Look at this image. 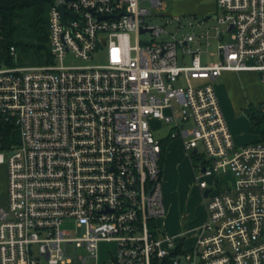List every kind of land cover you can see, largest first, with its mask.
I'll return each instance as SVG.
<instances>
[{
    "label": "built area",
    "instance_id": "2783aa9c",
    "mask_svg": "<svg viewBox=\"0 0 264 264\" xmlns=\"http://www.w3.org/2000/svg\"><path fill=\"white\" fill-rule=\"evenodd\" d=\"M167 1L54 0L53 63L0 64V119L21 136L0 151L9 179L0 264H264V139L236 145L214 84L228 71L264 81V0H205L225 35L200 25L181 38L142 41L166 33L146 19L163 17ZM69 55L81 63H67ZM153 120L190 157L203 145L210 160L197 177L208 219L188 249L187 236L159 224L166 207ZM66 220L84 235L63 229ZM102 243L113 244L104 258Z\"/></svg>",
    "mask_w": 264,
    "mask_h": 264
},
{
    "label": "rangeland",
    "instance_id": "374dc122",
    "mask_svg": "<svg viewBox=\"0 0 264 264\" xmlns=\"http://www.w3.org/2000/svg\"><path fill=\"white\" fill-rule=\"evenodd\" d=\"M167 11H165L163 17H150L147 18V24L150 26L162 27L166 33L162 34L161 37L157 38L150 34H142L141 40L144 42H166L173 39V36H178L179 38L184 37L188 33H192L194 30L199 31L200 25L201 27L211 29V34L214 38L217 37V32L219 31L221 34H224V26L216 29L217 21L215 19H211V21L207 24H203V18L206 16H211L216 13V6L212 2L205 0H177V1H167ZM172 16H179L181 22L172 19ZM225 35V34H224ZM230 39L229 37H227ZM135 41V38H134ZM218 41L215 40L212 43L210 48V52H215ZM182 51L180 52V61L179 64L182 65L184 63ZM206 58V56H204ZM4 60L2 57V41L0 38V64H3ZM67 63L69 64H79L81 61L75 58L73 55H69L67 59ZM261 79L260 74H258ZM263 79L259 81H244L237 82L236 89L234 92L231 90L227 91L229 97L227 99L225 97V103L223 102V98L220 93H217L219 96V100L221 103L222 111H224L226 122L231 129V133L233 135L234 141L238 147H243L246 144L254 143L259 141L260 136L252 132V125L249 119V116L245 110V108L250 105L258 106L262 102H264V85L262 84ZM194 85H197L199 82L193 81ZM179 86L185 85L184 82H180ZM220 92V91H219ZM229 108H233L234 112H239V116H232V110ZM151 128H153L155 136L159 139L165 138L169 132L170 128L163 124L160 121L153 120L150 123ZM188 127H192L193 124L191 122L187 123ZM236 130L240 133V136L244 133V136L238 137L239 134H236ZM20 133L16 129L12 132V141L14 143L20 140ZM179 139V138H177ZM200 153L196 155L195 159H192L191 164L186 165V167L177 168V165L171 166L169 170L163 174L162 177V189H163V200L166 207V216L168 213L173 212V214L180 211L179 200L184 198V202L182 203L184 208L183 213L185 217L190 216L191 205L192 206H200L202 207L203 203V191L198 185L197 177L201 176L199 168L202 164H208L209 158L204 154L203 145H200ZM232 175H226L224 179L229 181L232 180ZM204 180L208 182L210 186H213L214 180L210 177H203ZM8 164L2 163L0 164V207H7L8 205ZM228 184H231L228 182ZM181 198V199H180ZM194 209V207H193ZM192 209V211H193ZM159 219V224L162 227V230L166 232V234H170V229L174 225V220H172L171 225L167 228L163 225L164 218ZM187 217V218H188ZM191 228V227H189ZM63 229H68L71 231V235L74 238H81L84 235V228H77L76 223L74 221L66 220ZM187 229V228H186ZM173 236V234L171 235ZM192 243H186V247ZM113 244L102 243L100 245V253L101 258L106 257L107 251L112 249ZM35 250V258H40L38 254L37 246L34 247ZM69 253L74 255V248H69ZM78 255L85 254L83 250L77 251ZM44 264V263H43ZM67 264H79L77 259H74L73 262Z\"/></svg>",
    "mask_w": 264,
    "mask_h": 264
},
{
    "label": "trees",
    "instance_id": "16d2710c",
    "mask_svg": "<svg viewBox=\"0 0 264 264\" xmlns=\"http://www.w3.org/2000/svg\"><path fill=\"white\" fill-rule=\"evenodd\" d=\"M54 0H0V38L2 41L3 65L6 67L43 66L53 63L50 55L49 12ZM15 53L12 55V48ZM262 102L258 106L245 108L252 132L264 139V114ZM15 122L0 119V151L12 150V132ZM171 136L161 139V172L166 161L165 155ZM192 159L196 155L191 156Z\"/></svg>",
    "mask_w": 264,
    "mask_h": 264
},
{
    "label": "crops",
    "instance_id": "0c3cea01",
    "mask_svg": "<svg viewBox=\"0 0 264 264\" xmlns=\"http://www.w3.org/2000/svg\"><path fill=\"white\" fill-rule=\"evenodd\" d=\"M0 31H1V26H0ZM259 80L261 79L259 78L258 74L253 71H244V72L228 71L227 73H224L221 77L217 78L214 84H215L217 93H220V95L223 98V102L225 103V100H224L225 97L226 99H227V96L229 97L227 91L231 90L232 92H234L236 89L237 82L259 81ZM262 84L264 85V81H262ZM228 109L232 110L233 112L232 116L240 115L239 112L237 113L234 112L232 106L231 108H229L228 106ZM235 132L236 134H239L238 137L244 136V133L240 136V133H238V130H236ZM167 136L165 138H167ZM165 158H166V161H165L164 168H163V174L166 172L165 170L166 166H167V170H169L170 167L174 165H177V168H182V167H186V165L188 164H191V161H192V158L186 151L184 143L182 142L181 139H172L169 142V146L167 148ZM183 202H184V198L179 200V204H181L180 205L181 209L179 212H176V214L175 213L173 214V212L172 214L168 213V216L166 217L164 216L165 221L163 225L165 226V228H167L169 225H171L172 220H174V225L170 229V234L171 235L173 234L174 236H177L179 238H181L182 236H187L186 239L184 240L185 246H186V243L188 242L192 243L186 247L188 249L196 243L197 236L199 235L198 234L199 230L203 226V224L207 221L208 218H207L206 207L203 204H202V207L200 206L197 207V205L196 206L191 205V210L189 212L190 216L189 217L187 216L188 218L185 217L183 211H181L184 208L182 204Z\"/></svg>",
    "mask_w": 264,
    "mask_h": 264
},
{
    "label": "water",
    "instance_id": "95a60500",
    "mask_svg": "<svg viewBox=\"0 0 264 264\" xmlns=\"http://www.w3.org/2000/svg\"><path fill=\"white\" fill-rule=\"evenodd\" d=\"M214 18H215V16L214 15H211V16H206L203 19H204V22L207 23V22L211 21V19H214ZM196 154H197V150H194L192 152V155H196ZM202 172L204 173L205 172V169H202ZM209 192H210V190H206V192H205L204 195L207 196L209 194Z\"/></svg>",
    "mask_w": 264,
    "mask_h": 264
}]
</instances>
